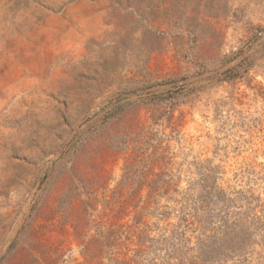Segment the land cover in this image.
<instances>
[{
    "label": "rangeland",
    "instance_id": "374dc122",
    "mask_svg": "<svg viewBox=\"0 0 264 264\" xmlns=\"http://www.w3.org/2000/svg\"><path fill=\"white\" fill-rule=\"evenodd\" d=\"M189 262L264 264V0H0V264Z\"/></svg>",
    "mask_w": 264,
    "mask_h": 264
},
{
    "label": "trees",
    "instance_id": "16d2710c",
    "mask_svg": "<svg viewBox=\"0 0 264 264\" xmlns=\"http://www.w3.org/2000/svg\"><path fill=\"white\" fill-rule=\"evenodd\" d=\"M227 231H228V229H222V228H219V229H217V230H212V232L213 233H218L219 235H222V236H224L226 233H227ZM171 237H176V240L177 241H182V239H183V234L182 233H180V232H171ZM139 253H143V252H139ZM204 262V261H203ZM205 262H208L207 260L205 261ZM204 262V263H205ZM190 264H195V263H191V262H189Z\"/></svg>",
    "mask_w": 264,
    "mask_h": 264
}]
</instances>
